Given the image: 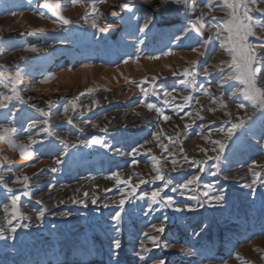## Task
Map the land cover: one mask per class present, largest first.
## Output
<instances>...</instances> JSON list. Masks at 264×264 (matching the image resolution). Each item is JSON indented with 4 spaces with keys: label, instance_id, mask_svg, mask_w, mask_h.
Masks as SVG:
<instances>
[{
    "label": "rangeland",
    "instance_id": "374dc122",
    "mask_svg": "<svg viewBox=\"0 0 264 264\" xmlns=\"http://www.w3.org/2000/svg\"><path fill=\"white\" fill-rule=\"evenodd\" d=\"M45 2L0 0V72L12 74L18 93L7 86L9 80L0 78V97H13L7 108L0 109V179L8 181L7 186L20 195L18 214L30 218L21 221L28 226L17 230L14 241L0 240V264H143L137 258L139 240L145 232L156 235L152 225L159 226L164 217L167 222L161 242L174 246H162L151 255L163 257L166 264H264V184L258 182L254 194L251 188L241 187L251 184L253 171L264 177V168L252 167L253 162L264 165V117L253 112L247 101H243L245 109H238L233 101L242 100L241 97L228 99L235 81L223 87L227 108H222L219 101L213 103L199 89L200 84L207 86L211 81L209 93L219 97L222 73L216 65L231 60L215 40L216 30L210 27L213 17L227 18L218 7L220 0H212L215 10H210L205 0H190L196 9L194 14L163 11L162 0H106L96 3L102 15L95 14V19L90 14L91 0L75 5L71 0H59V14L72 22L68 25L41 7ZM124 3L132 5L138 14L157 8L163 14L156 13L154 26L146 35L141 34L136 21L129 20L131 14L120 7ZM201 12L207 27L200 34L193 31L183 35L182 30L196 24V16ZM251 15L264 19L258 12ZM94 22L97 28L92 26ZM177 34H181L179 41L175 40ZM137 38L144 43H138ZM250 39L256 43L254 38ZM209 40L207 49L200 46ZM169 50L171 54L162 55ZM125 60L128 62L124 63ZM193 67L198 69L196 90L179 83L184 79V69L192 71ZM205 67L210 76H205ZM87 69L88 75L83 73ZM257 86L264 87V79H258ZM142 89H147V97ZM164 92L171 94L165 96ZM189 95L193 100L186 104L185 97ZM20 98L24 104L49 107L52 113L36 117L24 112ZM148 103L154 105L152 110L147 108ZM176 105H184L183 111ZM9 109L18 110L15 119L7 116ZM225 112L231 115L226 116ZM163 115L169 116V120L165 121ZM236 117L243 118L244 127L236 129L229 139L218 130L238 123ZM33 119L41 123L29 129L27 124ZM10 127L16 128L14 134L3 131ZM44 127L54 135L36 134L37 128ZM92 136L101 137L106 146H86ZM5 137L23 144L24 150L32 153V160L15 165L20 151L10 146ZM214 140L227 143L217 175H211L215 171L214 161H208L203 172L184 161V156L189 161L206 159L201 149L216 155L211 152ZM133 149L139 151L134 153ZM152 156L160 161L157 167L162 174L172 177L174 183L192 175L200 176L197 185L192 186L200 202L170 190L161 193L174 197L182 206H190L191 211L187 207L182 212L162 208L147 213V199L136 198L163 184L153 180ZM134 159L139 163L131 164ZM172 159L183 167L173 170ZM52 168L57 171H51ZM115 173L123 180L131 178L132 185L141 178L150 181L140 185L136 196L130 198L132 202L125 204L118 256L112 251V240L117 234L110 214L118 210L117 188L125 185L116 184ZM25 176L29 178L27 190L31 199L22 195ZM16 177L20 181L11 183ZM204 185L213 186L209 196L222 192L224 201L203 203L208 200L202 195L206 191ZM93 198H97L95 205L91 203ZM37 200L42 203L37 204ZM5 207L9 208L7 214ZM41 208L46 210L45 216L38 221ZM10 214L11 198L0 187V228L6 230L4 217ZM145 243L151 247L149 241Z\"/></svg>",
    "mask_w": 264,
    "mask_h": 264
},
{
    "label": "snow or ice",
    "instance_id": "6c2138e0",
    "mask_svg": "<svg viewBox=\"0 0 264 264\" xmlns=\"http://www.w3.org/2000/svg\"><path fill=\"white\" fill-rule=\"evenodd\" d=\"M72 4H78L81 2V0H71ZM105 3L106 0H91V12L90 14L93 15V19H95V14L102 15L98 12V9L95 7L96 3ZM32 3V0H29V4ZM205 5L209 7L210 10H215L212 8V0H205ZM264 0H220V4L218 7H220V10L222 12H225L226 19L223 20H216L215 17L212 18L213 22H210V27L216 30L215 40L219 42L220 49L225 52L230 58V62H226L222 65H216L217 68H219L220 72L222 73V76L220 80L218 81V86L221 88L220 96H211L209 93V87L211 86V81H209L208 85L200 84L199 89L202 90V92L206 95L210 96V99L213 103H216L219 101V104L222 108H227V103H225L224 98V92L223 87L226 84H229L230 82L235 81L236 85H233V91L231 92V95L228 97V99H232V97L239 96L242 98V100L239 101H233L237 104L238 109H245L246 104L243 101H247L253 110V112H258L260 114V117H264V87H258L257 86V80L258 79H264V52H257L255 51L256 48L264 49V19H257L254 18L251 13L258 12L260 14V17H264ZM176 6V7H173ZM41 7L48 9L53 16H56L58 18V21L62 22L64 25H68L72 23L68 19H64L59 14L60 9V3L59 0H46L45 3L41 5ZM120 7H122L125 11L130 13L129 20H135L136 21V27L137 31L141 34H147V31L151 30L150 26H154V22L156 19V13H161V8H163V11H181L183 10L186 14L192 13L194 14L196 12L195 7L191 4L190 0H162L161 8L155 9L154 12H147L146 10L140 14H138V10L134 9V7L130 4L124 3L121 4ZM43 17V13H39ZM112 15L115 16L116 12L113 11ZM87 19V17H85ZM204 14L201 12L199 16H196L197 23L192 25L191 27L182 30L183 35H187L188 32L195 31L197 34L201 33V30H204L207 26L204 23ZM143 20V23L140 24L139 21ZM94 28H97L98 25L94 22L92 25ZM259 30V32H257ZM99 31L103 32V28H99ZM221 33H224V35H221ZM256 41V43L253 42V39ZM181 39V34H177L175 36V40L179 41ZM138 43L143 44L144 40L137 38ZM211 40V38H210ZM210 40L207 42H203L200 46L202 48L207 49L210 43ZM32 51H36V49H31ZM195 50V49H193ZM171 54V50L166 51L162 53V55H169ZM151 59H158L159 57H150ZM128 61L125 60L124 63H127ZM203 72L205 76H210L211 73L208 70V67H205L203 69ZM176 73H173L175 75ZM181 75L184 77V79H181L179 83L181 85L190 86L193 88V90H196V83H195V77L198 75V69L193 67L192 71H189V69H184V71L181 73ZM20 76V72L17 71L15 73V77L18 78ZM188 77H192V80H189ZM0 78H3L5 80H9L10 84L7 86H10L11 91L13 93H17V85L15 83V78L12 76V74H5L3 72H0ZM144 96H148L147 89H142ZM157 93L155 90L153 91V95H156ZM170 92H164L165 96H169ZM18 95V93H17ZM13 99L12 96H3L0 97V109H5L8 107V103ZM193 100V97L191 95L185 97V103H189ZM21 104H24L25 101L20 98L19 101ZM199 103V101H196ZM143 103V101H141ZM165 103H168L167 100H165ZM73 108H75V104L73 103ZM147 108L149 110H152L154 108V105L152 103H148ZM35 107V106H32ZM175 107L179 108L180 111H183L184 105H176ZM37 112H39L42 116L48 117L49 112L45 111L44 109H35ZM18 111V110H16ZM16 111H13L12 109H9V112L7 113L8 117H11L15 119L16 117ZM68 111V108L65 107L64 112L66 113ZM157 112L160 110L157 108ZM226 116L231 115L228 112L224 113ZM190 115V113H189ZM203 119V117H200ZM163 119L165 121L169 120V116L163 115ZM238 123H232L230 127L227 128H221L218 131L224 135H226L229 139L233 137L235 134L236 129L243 128L244 127V120L241 117H236ZM248 119H251V117H248ZM41 123L38 120H31L28 122L27 127L29 129L36 128L37 124ZM43 123L47 125L48 121L44 120ZM69 123H72V121H69ZM187 127V125H185ZM107 129H101V131H106ZM4 132L9 134H14L16 132L15 127L10 128H4ZM39 133H46L49 136L54 135L52 130L48 127L44 128H37L36 134ZM5 139H7L5 137ZM171 140V138H168ZM7 142L10 146L18 148L20 151V156L22 158H28L31 159L32 153L26 152L24 150L25 146L23 144H17L14 143L13 140L7 139ZM38 141L30 140V143H36ZM62 144L64 143L63 140L60 141ZM212 147L211 152L216 153V155H209V152L207 149H201V151L204 153V156L206 159L204 160H193L189 161L187 156H184L183 159L186 163H188L190 166H196L199 167L200 171H204V165H207L208 161H214L212 168L215 169V171L211 172V175L215 176L220 171V163H221V157L225 153V149L227 146L226 141H211ZM87 145H100L101 147H105L104 141L101 137L98 136H92L90 138L89 142H86ZM77 145H73V147H76ZM111 147V146H108ZM142 148L143 145H140ZM161 147H164V150L167 152L168 149L166 146L161 145ZM139 149H133V152H138ZM151 151V150H149ZM183 149H181V152ZM64 154L67 155V150L64 151ZM226 159V157H224ZM61 161H57V163H60ZM152 167L155 171V176L153 177V180L155 181H163V184L152 190L151 192H142L139 196L136 198L139 200L147 199L148 205H147V213L151 212H159L162 208H170L175 212H182L185 210V207H187L188 211H191L192 208L190 206H182L179 204L174 197L171 196H165L161 195V193H164L166 190H170L173 193H178L181 197H186L188 200H197L199 201V195L196 193V188L192 187L194 185H197V182L200 181L199 175H192L189 178H187L183 182L174 183L172 177H165L162 174V171L157 165L160 163V161L157 159V157L152 156L151 157ZM171 164L174 166L173 170H175L176 167H183V165H180L179 162L176 159H172ZM139 161L132 160L131 164H137ZM253 168L260 167L264 168V165H256L255 162H253L252 165ZM51 171L55 172L57 171L56 168H52ZM250 171L252 169L250 168ZM253 179L251 181V184H242L241 187H247L251 188L253 194L255 193V185L259 182L261 184H264V177H262L261 172L253 171L252 173ZM114 176L116 177V184L119 185H125L124 188H117V193L120 197L118 201V210L114 213L110 214L111 220H112V227L114 228L117 236L112 240V251L114 255H119L120 249H121V240L118 238L119 233L121 231L120 224L123 219V215L125 214V204L131 203L130 200L131 197L136 196L137 188L140 187V185L150 183V181L145 179H139V182L135 185H132L130 183L131 178L129 180H123L119 178V173H115ZM28 177H23V183L25 191L22 193L23 196L28 197L29 199L32 198L31 192L28 191ZM20 181V177H16L14 180L11 181V183H16ZM8 181H3L0 179V187L4 188V190L9 194L11 198V214L6 215L4 217L6 221V230L5 228H0V240H15L16 239V233L17 230L21 227H27L28 225L22 224L21 221L30 219L27 216H24L23 214H18V201L20 200V195L15 194L13 189L11 187H8ZM206 191L202 193L203 196L208 197L207 201H204L203 203H210L211 201H216L217 203L224 201L225 197L223 193H218L214 196H209V192L212 190V185H204ZM105 191H112V189H106ZM193 193V194H188ZM84 196L87 197L88 193H84ZM74 203L76 201H73ZM37 204H41L42 201L37 200ZM81 203H84L85 206L87 204L84 201H81ZM91 203L95 205L97 203V198H93ZM115 203V201H114ZM153 205H156L157 207H153ZM104 207H109L108 204H104ZM45 209L41 208L38 211L36 219L42 220V218L45 216ZM4 212L7 214L9 213V208L5 207ZM167 222V217H164V219L161 221L160 225L157 226L155 224L152 225V228L154 229L156 235L149 236L148 233H143V238L139 240V249L137 253V258L139 262H143V264H166V260L163 257H154L151 255V253L158 248L167 249L169 247H173V244H170L168 242H161L160 236L165 232V224ZM195 235H199V233H196ZM145 240L149 241L151 244V247H148V245L145 243ZM176 243H179L177 241ZM186 251L187 249H183Z\"/></svg>",
    "mask_w": 264,
    "mask_h": 264
},
{
    "label": "built area",
    "instance_id": "2783aa9c",
    "mask_svg": "<svg viewBox=\"0 0 264 264\" xmlns=\"http://www.w3.org/2000/svg\"><path fill=\"white\" fill-rule=\"evenodd\" d=\"M22 110L24 111V112H27V113H30V114H33V115H35L36 117H44V116H42L39 112H37L35 109L37 108V107H32L31 105H28V104H22ZM39 109H44L45 111H48L50 114L52 113V110H51V108H39ZM49 114V115H50Z\"/></svg>",
    "mask_w": 264,
    "mask_h": 264
},
{
    "label": "bare ground",
    "instance_id": "6f19581e",
    "mask_svg": "<svg viewBox=\"0 0 264 264\" xmlns=\"http://www.w3.org/2000/svg\"><path fill=\"white\" fill-rule=\"evenodd\" d=\"M58 63V62H57ZM91 71V70H90ZM93 71V70H92ZM91 71V73H92ZM84 74L88 75L89 74V69L83 71ZM29 91V90H28ZM32 159H28V158H22V157H19L18 159H16L15 161V165H23V164H26L28 162H30Z\"/></svg>",
    "mask_w": 264,
    "mask_h": 264
}]
</instances>
